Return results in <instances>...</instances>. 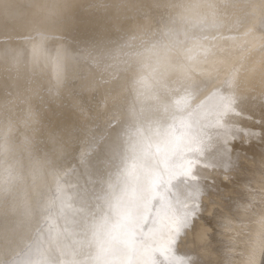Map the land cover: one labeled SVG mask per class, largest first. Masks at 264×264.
Masks as SVG:
<instances>
[{"label": "bare ground", "instance_id": "1", "mask_svg": "<svg viewBox=\"0 0 264 264\" xmlns=\"http://www.w3.org/2000/svg\"><path fill=\"white\" fill-rule=\"evenodd\" d=\"M262 127L264 0H0V264H262Z\"/></svg>", "mask_w": 264, "mask_h": 264}, {"label": "snow or ice", "instance_id": "2", "mask_svg": "<svg viewBox=\"0 0 264 264\" xmlns=\"http://www.w3.org/2000/svg\"><path fill=\"white\" fill-rule=\"evenodd\" d=\"M264 132V127L261 128ZM235 134L239 136L251 135V131L247 129H236ZM190 171V169H189ZM182 192L192 200L191 207H183L179 213V221L181 227L184 229L190 228L193 225L194 218L197 216L199 211V196H200V186L199 185H183ZM179 231V229H177ZM170 264H190L188 259L178 255L177 253H172L167 257Z\"/></svg>", "mask_w": 264, "mask_h": 264}, {"label": "rangeland", "instance_id": "3", "mask_svg": "<svg viewBox=\"0 0 264 264\" xmlns=\"http://www.w3.org/2000/svg\"><path fill=\"white\" fill-rule=\"evenodd\" d=\"M41 98H42V97H41ZM41 98H40V99H41ZM122 190H123V187H122ZM262 264H264V260H263V263H262Z\"/></svg>", "mask_w": 264, "mask_h": 264}]
</instances>
